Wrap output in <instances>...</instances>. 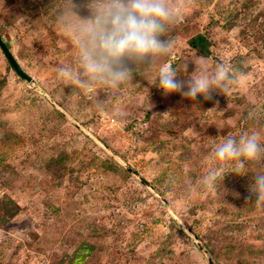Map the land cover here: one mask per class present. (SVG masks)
Returning a JSON list of instances; mask_svg holds the SVG:
<instances>
[{
  "label": "rangeland",
  "instance_id": "1",
  "mask_svg": "<svg viewBox=\"0 0 264 264\" xmlns=\"http://www.w3.org/2000/svg\"><path fill=\"white\" fill-rule=\"evenodd\" d=\"M98 2L0 0V36L34 79L0 48V264H264V198L251 191L264 164L213 155L227 135L264 136V0H169L180 18L164 63L191 72L202 35L205 57L236 75L196 100L156 87L159 66L114 92L59 80L76 62L62 17Z\"/></svg>",
  "mask_w": 264,
  "mask_h": 264
},
{
  "label": "clouds",
  "instance_id": "2",
  "mask_svg": "<svg viewBox=\"0 0 264 264\" xmlns=\"http://www.w3.org/2000/svg\"><path fill=\"white\" fill-rule=\"evenodd\" d=\"M90 13L79 22L72 21L67 12L62 17L76 49L75 64L58 69L57 77L62 82L80 87L96 85L114 92L129 82L138 68L152 70L159 66L155 71L156 87L165 95L180 93L190 100L198 96L210 98L215 91L226 94L236 82L230 64L213 65L205 56H192L194 69L189 72L184 63L183 75L164 63L172 51L166 33L180 18L169 0H99ZM179 76L186 78L178 79ZM236 124L234 119L227 121V126ZM213 155L217 161L239 168L264 164V136L257 132L239 137L227 135L215 144ZM223 176L212 169L203 180L217 194ZM253 181L252 193L257 200L264 198V171L258 170Z\"/></svg>",
  "mask_w": 264,
  "mask_h": 264
},
{
  "label": "water",
  "instance_id": "3",
  "mask_svg": "<svg viewBox=\"0 0 264 264\" xmlns=\"http://www.w3.org/2000/svg\"><path fill=\"white\" fill-rule=\"evenodd\" d=\"M0 48L2 49V51L4 52L5 56L8 59V62L10 63V65L12 66V68L15 70V72L24 80H26L27 82H34V79L32 77H30L28 74H26L24 72V70L20 67V65L16 62L15 58L13 57V55L11 54L10 50L8 49V46L6 44V42L3 40V38L0 36ZM130 172H133L132 170H130ZM135 174V172H133ZM142 183L146 186H150L149 183L144 180L141 179ZM208 255V254H207ZM208 261L210 264H215L214 261L212 260L211 257L208 256Z\"/></svg>",
  "mask_w": 264,
  "mask_h": 264
},
{
  "label": "trees",
  "instance_id": "4",
  "mask_svg": "<svg viewBox=\"0 0 264 264\" xmlns=\"http://www.w3.org/2000/svg\"><path fill=\"white\" fill-rule=\"evenodd\" d=\"M27 10H29V7L27 8ZM190 46L196 49L199 53H201L204 56L211 55L210 54L211 43L209 42V40H207V38H205L202 35H197L194 38H192L190 40Z\"/></svg>",
  "mask_w": 264,
  "mask_h": 264
}]
</instances>
